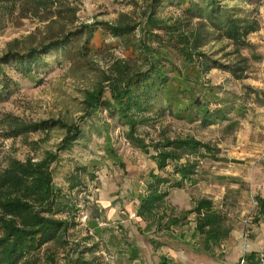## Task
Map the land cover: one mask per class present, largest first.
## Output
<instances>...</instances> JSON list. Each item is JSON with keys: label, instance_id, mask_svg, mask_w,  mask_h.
Instances as JSON below:
<instances>
[{"label": "rangeland", "instance_id": "obj_1", "mask_svg": "<svg viewBox=\"0 0 264 264\" xmlns=\"http://www.w3.org/2000/svg\"><path fill=\"white\" fill-rule=\"evenodd\" d=\"M56 1L52 10L37 11L31 0H0V58L7 51L25 53L31 47L39 48L64 36L71 37V44L75 45L78 40L74 35L84 25L114 23L120 15L136 26V38L143 39L144 13L151 3V0ZM243 7L250 11L256 9L254 16L259 22V29L248 37L255 49L241 51L247 59L245 78L236 80L218 68H209L203 78L219 89L222 99H233L244 105L246 116L238 117L231 110L229 120H217L204 127L199 121L187 123L165 111L138 127V134L149 144L154 145L164 137L191 136L213 148V156H189L180 161L184 163L188 159L196 163L195 180L181 189L170 188L165 204L166 213L179 215L191 209L200 198L214 202L231 232L213 256L194 246L199 241L197 237L193 239L194 214L171 231L158 230L156 225L146 228L145 222L135 215L148 173L153 171L173 181L178 177L172 172L174 164L170 162L163 172L157 171L151 158L155 153L153 148L145 154L131 146L124 137L126 128L107 114L104 105L93 115L80 118L84 90L92 89L116 62L143 68L140 59L125 52L102 32L101 38L108 46L90 53L88 60L73 63L52 50L46 58L48 64L39 66L31 74H22L12 63L4 66L5 78L0 83V172L10 160H38L46 151L57 152L59 159L52 164L53 183L81 210L77 216L58 213L57 217L75 221L76 226L69 230V239L80 249L94 245L93 252L85 255L88 259L96 257V264H238L244 249L247 253L261 249L258 253L264 254V218L258 223L253 221L257 213L255 198H264V161H257L264 151V58L261 55L264 53V0H247ZM57 10L61 16L55 13ZM157 13L177 17L180 11L167 4ZM157 33L163 35L162 31ZM96 37L100 38L99 31ZM204 42L199 51L211 61L225 65L237 61L235 54H229L233 51L230 42L211 36ZM150 44L164 53L162 63L167 71L179 67L180 57L170 41L164 38L163 44ZM254 50L256 57L251 54ZM252 91L261 94L260 100L255 99ZM48 119L80 125L82 134L71 149L58 150L65 134L63 129L48 131L47 136L40 131L7 136L14 120L33 123ZM235 120L237 123L232 124ZM106 137L122 165L106 154ZM91 172L95 173L94 179L90 177ZM73 176L78 177L80 184L71 188ZM151 238L155 240V247L149 242ZM61 251L56 264H62ZM40 264L50 263L44 259Z\"/></svg>", "mask_w": 264, "mask_h": 264}, {"label": "trees", "instance_id": "obj_2", "mask_svg": "<svg viewBox=\"0 0 264 264\" xmlns=\"http://www.w3.org/2000/svg\"><path fill=\"white\" fill-rule=\"evenodd\" d=\"M245 1L151 0L149 10L144 13L143 39L136 38V26L125 15H120L114 23L84 25L74 35V39L78 40L75 45L71 44V37L64 36L39 48L31 47L25 53L7 51L0 58V83L5 78L4 66L12 63L19 72L28 75L39 66L48 64L46 58L52 50L60 52L73 63L88 60L90 53L108 46L101 38L102 32L113 38L125 52L140 59L143 68L136 69L129 63L116 62L110 67V73H105L92 89L84 90L80 118L93 115L104 105L107 114L126 128L124 137L131 146L145 154H149L150 148H153L155 153L151 158L157 171L163 172L170 162L174 164L172 172L178 177L173 181L153 171L148 173L144 193L138 197L135 215L145 222L146 228L156 225L158 230L171 231L173 227L183 225L188 215L194 214L193 239H199L194 246L213 256L215 249L221 248L229 238L231 227L225 224L224 215L211 199L200 198L191 209L179 215L168 214L165 209L170 188L181 189L195 180L196 163L188 159L184 163L180 161L189 156L212 155L213 148L191 136L175 139L164 137L154 145L149 144L138 134V127L148 124L165 111L187 123L199 121L204 127L217 120H229L231 110L238 117L246 116L244 105L233 99H222L218 95L219 89L203 78L209 68L225 70L236 80L245 78L247 59L241 51L255 49L248 37L259 29V22L254 16L256 9L250 11L243 7ZM31 2L37 11H50L57 1ZM167 4L179 9L177 17L157 13ZM58 10L55 13L61 16ZM97 31L101 39L96 37ZM158 31H162L163 35ZM207 36L230 42L233 51L229 54H235L237 61L225 65L211 61L210 57L200 52L199 48L205 44ZM164 38L176 47L181 62L179 67H171L169 71L162 63L164 53L150 44H163ZM251 54L257 56L255 50ZM261 55L264 58V53ZM252 93L256 100H260L259 92ZM212 103L216 105L211 107ZM236 123L237 120L232 124ZM9 126L7 136L36 131L44 132L47 136L48 131L63 129L65 134L58 145L59 151L71 149L82 134L79 124L61 119L33 123L14 120ZM105 146L106 154L122 165L110 145L109 137H106ZM58 159L57 152L46 151L38 160H10L0 172V264H40L44 259L56 264L60 249L62 264H96V257L88 259L85 255L93 252L94 245L80 249L76 242L71 243L69 239V230L76 226L75 221L68 217H57L58 213L77 216L81 212L53 183L52 164ZM89 174L92 179L95 178L94 172ZM71 180V188L80 184L77 176ZM255 200L257 213L253 221L258 223L264 218V198L257 196ZM149 242L156 246L153 238ZM245 259L247 264H260V254L256 251L246 253Z\"/></svg>", "mask_w": 264, "mask_h": 264}, {"label": "built area", "instance_id": "obj_3", "mask_svg": "<svg viewBox=\"0 0 264 264\" xmlns=\"http://www.w3.org/2000/svg\"><path fill=\"white\" fill-rule=\"evenodd\" d=\"M258 162H261V161H264V151H262L261 155L259 156ZM85 217L83 218V222L85 220ZM247 253V250L244 249L241 256H240V259H239V263L238 264H247V261L245 259V254ZM260 264H264V254L260 253Z\"/></svg>", "mask_w": 264, "mask_h": 264}, {"label": "crops", "instance_id": "obj_4", "mask_svg": "<svg viewBox=\"0 0 264 264\" xmlns=\"http://www.w3.org/2000/svg\"><path fill=\"white\" fill-rule=\"evenodd\" d=\"M261 249L255 250L256 252H260Z\"/></svg>", "mask_w": 264, "mask_h": 264}]
</instances>
